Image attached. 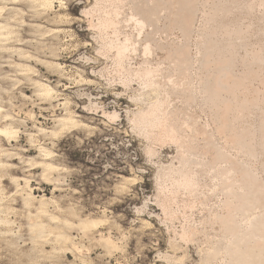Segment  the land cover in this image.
I'll use <instances>...</instances> for the list:
<instances>
[{
  "label": "rangeland",
  "instance_id": "1",
  "mask_svg": "<svg viewBox=\"0 0 264 264\" xmlns=\"http://www.w3.org/2000/svg\"><path fill=\"white\" fill-rule=\"evenodd\" d=\"M59 1L23 47L39 44V62L26 64L53 101L16 76L14 51L0 52L1 114L19 131L0 135V264H264V0ZM67 113L75 125L62 129ZM26 180L71 224V243L30 226L39 216L24 207ZM83 220L98 223L84 232Z\"/></svg>",
  "mask_w": 264,
  "mask_h": 264
},
{
  "label": "bare ground",
  "instance_id": "2",
  "mask_svg": "<svg viewBox=\"0 0 264 264\" xmlns=\"http://www.w3.org/2000/svg\"><path fill=\"white\" fill-rule=\"evenodd\" d=\"M81 1V0H80ZM84 1V0H83ZM82 1V2H83ZM97 1V0H96ZM109 1V0H108ZM112 1V0H111ZM118 1V0H117ZM116 1V2H117ZM159 1H161V0H159ZM179 1V0H178ZM241 1V0H240ZM55 2H56V0H0V52H3V51H14L15 53H16V57H18V60L17 61H13V62H11V65L12 66H14L15 68H16V71H15V73L17 74L16 76L17 77H22V78H24V80H26V81H29L30 82V84L34 87V89L36 90L35 91V93H36V95H37V97L39 98H41L43 101H45V102H50V101H53V99L55 98L54 96H55V94H57V92H56V90L54 89V88H52V86H50V85H48V84H45V83H43V82H41V81H39V79H33L32 77H31V75L32 74H34V70H33V68H31L29 65H27L26 63H28L30 60H36V61H38L39 62V56H38V53H39V44H38V47L36 48V53H34V54H32L31 55V52H29L28 50H25L23 47H25L26 46V44L27 43H29V41L27 40V38H25L24 36H25V31L28 29L30 32H34V33H38L39 32V19L41 20V18L43 17V16H45V18L44 19H52V18H50V15H49V13L50 12H52L53 11V9H54V5H55ZM60 3H62V0L61 1H59ZM98 2H100V1H98ZM97 2V3H98ZM154 2V1H153ZM162 2V1H161ZM183 1H181V3H182ZM224 2V1H223ZM81 3V2H80ZM79 3V4H80ZM110 3V2H109ZM184 3V2H183ZM218 3V2H217ZM220 3V2H219ZM225 3V2H224ZM227 3H228V0H227ZM242 3V2H241ZM76 4V3H75ZM77 4H78V2H77ZM84 4H87V2H86V0H85V3ZM157 4V6H158V3H156ZM198 4V3H197ZM229 4V3H228ZM240 4V3H239ZM244 4H245V2H244ZM261 4V3H260ZM114 5V4H113ZM180 5V4H179ZM218 5V4H217ZM227 5V4H226ZM225 5V6H226ZM230 5V4H229ZM78 6V5H77ZM153 6V5H152ZM152 6H151V8H152ZM175 6V5H174ZM181 6V5H180ZM186 6V5H185ZM198 6V5H197ZM236 6V5H235ZM111 7V6H110ZM176 7V6H175ZM187 7V6H186ZM191 7V6H190ZM218 7V6H217ZM220 7H221V5H220ZM117 8V7H116ZM177 8V7H176ZM183 8V7H182ZM222 8V7H221ZM223 8H225V7H223ZM227 8V7H226ZM110 9V8H109ZM108 9V10H109ZM112 9V8H111ZM158 9V8H157ZM160 9V8H159ZM189 9V8H188ZM188 9H186V10H188ZM242 9V8H241ZM240 9V10H241ZM180 10V9H179ZM178 10V11H179ZM184 10V9H183ZM224 10V9H223ZM230 10V9H229ZM246 10V9H245ZM114 11V10H113ZM175 11V10H174ZM177 11V10H176ZM231 11H233V10H231ZM85 12V11H84ZM112 12V11H111ZM187 12V11H186ZM192 12H193V10H192ZM219 12V11H218ZM221 12V11H220ZM223 12V11H222ZM229 12V11H228ZM251 12V11H250ZM174 13V12H173ZM177 14H178V12H176ZM175 13V14H176ZM180 13V12H179ZM182 13V12H181ZM189 13V12H188ZM225 13H227V12H225ZM52 14V13H51ZM85 14V13H84ZM115 14V13H114ZM120 14V13H119ZM118 14V15H119ZM156 14V13H155ZM174 14V15H175ZM184 14V13H183ZM219 14V13H218ZM151 15V14H150ZM180 15H182V14H180ZM180 15H178V16H180ZM189 15H190V13H189ZM215 15V14H214ZM116 16V15H115ZM155 16V15H154ZM177 16V17H178ZM184 16V15H183ZM182 16V17H183ZM191 16V15H190ZM194 16V15H193ZM227 16V15H226ZM232 16V15H231ZM120 17V16H119ZM119 17H116V18H119ZM152 17V16H151ZM223 17V16H222ZM230 17V16H229ZM63 18V17H62ZM105 18V17H104ZM109 18V17H108ZM134 18V17H133ZM148 18V17H147ZM146 18V19H147ZM176 18V17H175ZM221 18V17H220ZM111 19V18H110ZM135 19H136V17H135ZM144 19V18H143ZM178 19V18H177ZM58 20V19H57ZM130 20V19H129ZM173 20V19H172ZM175 20V19H174ZM184 20H185V18H184ZM191 20V19H190ZM206 20V19H205ZM210 20H211V18H210ZM216 20H217V18H216ZM100 21V20H99ZM105 21H106V19H105ZM109 21V20H108ZM113 21V20H112ZM116 21H118V20H116ZM131 21V20H130ZM144 21V20H143ZM189 21V20H188ZM194 21V20H193ZM221 21V20H220ZM262 21V20H261ZM43 22V21H42ZM46 22V21H45ZM101 22V21H100ZM135 22V21H134ZM140 22H142V21H140ZM177 22V21H176ZM179 22V21H178ZM237 22V21H236ZM49 23V22H48ZM111 23V22H110ZM138 23V22H137ZM188 23V22H187ZM208 23H210V22H208ZM232 23V22H231ZM104 24V23H103ZM102 24V25H103ZM107 24V23H106ZM109 24V23H108ZM177 24V23H176ZM190 24V23H189ZM192 24V23H191ZM44 25V24H43ZM46 25H47V23H46ZM99 25V24H98ZM111 25V24H110ZM116 25V24H115ZM141 25V24H140ZM193 25V24H192ZM217 25V24H216ZM220 25V24H219ZM222 25V24H221ZM220 25V26H221ZM234 25V24H233ZM236 25V24H235ZM139 26V25H138ZM232 26V25H231ZM98 27V26H97ZM103 27V26H102ZM187 27V26H186ZM190 27V26H189ZM224 26H222V28H223ZM226 27V26H225ZM229 27H230V25H229ZM185 28V27H184ZM215 28V27H214ZM53 29V28H52ZM201 29V28H200ZM211 29H213V28H211ZM210 29V30H211ZM218 29H219V27H218ZM55 30H59V29H54V31ZM63 30V29H62ZM187 30V29H186ZM185 30V31H186ZM189 30H191V29H189ZM226 31V30H225ZM224 31V32H225ZM249 31V30H248ZM27 32V31H26ZM51 32V31H50ZM189 32V31H188ZM203 32V31H202ZM216 32V31H215ZM223 32V31H222ZM221 32V33H222ZM234 32V31H233ZM187 33V32H186ZM219 33V32H218ZM228 33V32H227ZM209 34V33H208ZM214 34V33H213ZM225 34V33H224ZM236 34V33H235ZM235 34H233V35H235ZM249 34V33H248ZM215 35H218V34H215ZM213 37V36H212ZM211 37V38H212ZM224 37V36H223ZM222 37V38H223ZM227 37H228V35H227ZM226 38V37H225ZM238 38V37H237ZM240 38V37H239ZM214 39H215V37H214ZM229 39V38H228ZM232 39V38H231ZM236 39V38H235ZM234 39V40H235ZM33 40V39H32ZM36 40L38 41V43H39V35L37 36V38H36ZM246 40V39H245ZM214 41V40H213ZM215 42V41H214ZM207 43V42H206ZM205 43V44H206ZM220 43V42H219ZM223 43H225V41L223 42ZM226 44V43H225ZM225 44H223V45H225ZM244 44V43H243ZM134 45V44H133ZM241 45V44H240ZM248 45V44H247ZM232 46V45H231ZM34 47V46H33ZM118 47V46H117ZM206 47V46H205ZM204 47V48H205ZM119 48V47H118ZM121 48V47H120ZM125 49H126V47H124ZM132 48V47H131ZM145 48H146V46H145ZM144 48V49H145ZM218 48H220V47H218ZM246 48V47H245ZM134 49V48H133ZM182 49V48H181ZM212 49V48H211ZM210 49V50H211ZM238 49V48H237ZM244 49V48H243ZM34 50V49H33ZM131 51V50H130ZM149 51H150V49H149ZM187 51V50H186ZM205 51V50H204ZM228 51V50H227ZM125 52V50L123 49V48H121L120 49V51H119V54L120 55H123V53ZM134 52V51H133ZM185 52V51H184ZM207 52H209V51H207ZM211 52V51H210ZM236 52V51H235ZM178 53V52H177ZM176 53V54H177ZM183 53V52H182ZM229 53V52H228ZM232 53V52H231ZM180 54V53H179ZM184 54V53H183ZM186 54V53H185ZM233 54V53H232ZM35 55V56H34ZM187 55V54H186ZM222 55H224V54H222ZM221 55V56H222ZM238 55V54H237ZM181 56V55H180ZM127 57H128V55H127ZM178 57V56H177ZM213 58H214V56H212ZM3 58V57H2ZM77 58H79V57H77ZM173 58V57H172ZM191 58V57H190ZM221 58V57H220ZM228 58V57H227ZM71 59H73V57L71 58ZM81 59V58H80ZM121 59V58H120ZM123 59V58H122ZM182 59V58H181ZM217 59V58H216ZM233 59V58H232ZM124 60V59H123ZM79 61V60H78ZM173 61V60H172ZM189 61H191V60H189ZM124 62V61H123ZM174 62V61H173ZM183 62V61H182ZM226 62V61H225ZM75 63V62H74ZM176 63V62H175ZM196 63V62H195ZM208 63H210V62H208ZM146 64V63H145ZM173 64V63H172ZM190 64V63H189ZM229 64V63H228ZM179 65V64H178ZM219 65V64H218ZM148 66V65H147ZM186 66V65H185ZM215 66V65H214ZM191 67V66H190ZM226 67V66H225ZM230 67V66H229ZM129 68V67H128ZM160 68V67H159ZM171 68V67H170ZM175 68V67H174ZM227 68V67H226ZM131 69V68H130ZM157 69V68H156ZM156 69H153V70H156ZM181 69V68H180ZM221 69V68H220ZM178 70V69H177ZM182 70V69H181ZM223 70V69H222ZM221 70V71H222ZM130 71V70H129ZM132 71V70H131ZM147 71V70H146ZM145 70H144V74H145V72H146ZM163 71V70H162ZM190 71V70H189ZM220 71V70H219ZM124 72V71H123ZM128 72V71H127ZM133 72V71H132ZM140 72H141V70H140ZM155 72H157V71H155ZM160 72H161V70H160ZM164 72V71H163ZM179 72V71H178ZM182 72V71H181ZM138 73V72H137ZM147 73H149V74H153V73H151V72H149V71H147ZM172 73V72H171ZM125 74V73H124ZM128 74V73H127ZM140 74V73H139ZM142 74H143V72H142ZM141 74V75H142ZM163 74V73H162ZM164 74H165V72H164ZM135 75V74H134ZM148 74H146V76H147ZM157 75V74H156ZM170 75V74H169ZM132 76V75H131ZM139 77H140V75H138ZM145 76V77H146ZM158 76V75H157ZM174 76H175V74H174ZM180 76V75H179ZM178 76V77H179ZM184 76V75H183ZM136 77V76H135ZM151 77V76H150ZM149 77V78H150ZM159 77H160V75H159ZM164 77V76H163ZM35 78H36V76H35ZM128 78V77H127ZM131 78V77H130ZM134 78V77H133ZM142 78V77H141ZM144 78V77H143ZM142 78V79H143ZM146 78H148V77H146ZM155 78H157V77H155ZM187 78V77H186ZM125 79V78H124ZM158 79V78H157ZM165 79V78H164ZM169 79V78H168ZM176 79V78H175ZM225 79V78H224ZM127 80V79H126ZM129 80V79H128ZM144 80V79H143ZM147 80V79H146ZM160 80V79H159ZM158 80V81H159ZM172 80V79H171ZM186 80V79H185ZM145 81V80H144ZM144 81H142V83L143 84H145L144 83ZM150 81V80H149ZM155 81V80H154ZM163 81V80H162ZM168 81V80H167ZM178 81V80H177ZM182 81V80H181ZM146 82V81H145ZM152 82V81H151ZM17 83H21L20 81H17ZM148 83V82H147ZM150 83V82H149ZM173 83H174V79H173ZM185 83V82H184ZM161 84V83H160ZM190 84H192V83H190ZM219 84V83H218ZM221 84V83H220ZM150 86L152 85V84H149ZM162 85V84H161ZM175 85V84H174ZM181 85V84H180ZM157 86V85H156ZM164 86H166L165 84H164ZM188 86V85H187ZM153 87V86H152ZM177 87V86H176ZM180 87H182V86H180ZM189 87V86H188ZM220 88H221V86H219ZM223 87V86H222ZM151 88V87H150ZM163 88V87H162ZM165 88V87H164ZM184 88V87H183ZM195 88V87H194ZM28 89V88H27ZM167 89V88H166ZM165 89V90H166ZM174 89V88H173ZM247 89V88H246ZM165 90H164V92H165ZM177 90H179V89H177ZM175 91L176 93L178 92L179 94H180V92L179 91ZM241 90V89H240ZM153 91V90H152ZM151 91V92H152ZM159 91V90H158ZM171 91V90H170ZM193 91H195V89L193 90ZM155 92V91H154ZM154 92H153V94H154ZM183 92V91H182ZM167 93V92H166ZM224 93V92H223ZM238 93V92H237ZM242 93H243V91H242ZM25 94V93H24ZM171 94V93H170ZM169 94V95H170ZM185 94V93H184ZM206 94V93H205ZM159 95V94H158ZM163 95V94H162ZM181 95V94H180ZM182 95H183V93H182ZM188 95V94H187ZM190 95H192V93L190 94ZM189 95V97H191ZM207 95V94H206ZM238 95V94H237ZM164 96H165V93H164ZM167 96V95H166ZM200 96V95H199ZM204 96V95H203ZM202 96V97H203ZM209 96V95H208ZM207 96V97H208ZM185 97V96H184ZM187 97V96H186ZM193 97V96H192ZM248 97V96H247ZM246 97V98H247ZM155 98V97H154ZM168 98H170V97H168ZM215 98V97H214ZM234 98V97H233ZM164 99H166V97L164 98ZM195 99V98H194ZM196 99H197V97H196ZM211 99V98H210ZM236 99V98H235ZM160 100V99H159ZM237 100V99H236ZM243 100V99H242ZM246 100V99H245ZM247 100H249V99H247ZM4 101V100H3ZM164 101L165 100H163V103H164ZM185 101V100H184ZM211 102H212V100H210ZM225 101V100H224ZM232 101V100H231ZM152 102H154V101H152ZM161 102V101H160ZM159 102V103H160ZM191 102V101H190ZM215 102V101H214ZM223 102V101H222ZM233 102V101H232ZM237 102V101H236ZM239 102V101H238ZM250 102H251V100H250ZM170 103V102H169ZM208 103V102H207ZM153 104V103H152ZM165 104H166V102H165ZM246 104H247V102H246ZM150 105V104H149ZM157 105H159L160 106V104H157ZM164 105V104H163ZM170 105V104H169ZM249 105V104H248ZM251 105V104H250ZM67 106V105H66ZM152 106V105H151ZM150 106V107H151ZM159 106H157V107H159ZM162 106V105H161ZM0 107H1V105H0ZM149 107V106H148ZM156 107V106H155ZM154 107V108H155ZM163 107V106H162ZM165 107V106H164ZM167 107H168V105H167ZM213 107V106H212ZM220 107V106H219ZM153 108V107H152ZM158 109V108H157ZM166 109V108H165ZM247 109H248V107H247ZM250 109V108H249ZM149 110V109H148ZM155 111H157L156 109H154ZM159 110H161V111H164V110H162L161 108H159ZM168 110V109H167ZM213 110V109H212ZM218 110V109H217ZM234 110V109H233ZM236 110V109H235ZM153 112V111H152ZM227 112V111H226ZM142 113V112H141ZM141 113H138V114H141ZM144 113V112H143ZM156 113V112H155ZM166 114L168 113V111L167 112H165ZM215 113V112H214ZM241 113V112H240ZM149 114H150V112H149ZM158 114H159V112H158ZM164 114V113H163ZM226 114V113H225ZM78 115V114H77ZM155 115H157V114H155ZM171 115V114H170ZM0 120H1V122H3V124H2V126L0 127V135L1 136H3V137H5L6 139H14V137H16V135L19 133V131H18V128L15 126V123H16V121H18V120H16L11 114H9V113H4V114H1V108H0ZM159 116H162L161 114H159ZM166 116V115H165ZM172 116V115H171ZM216 116V115H215ZM237 116H238V114H237ZM241 116V115H240ZM243 116V115H242ZM143 117V116H142ZM170 117V116H169ZM162 118V117H161ZM164 118V117H163ZM174 118V117H173ZM154 119V118H153ZM157 119V118H156ZM75 120H76V116L73 114V113H67L65 116H63V117H58V119H57V123H58V125L62 128V129H66V128H70V127H72V126H74L75 125ZM141 120H142V118H141ZM149 120H151V119H149ZM160 120V119H159ZM165 120V119H164ZM154 121V120H153ZM158 121V120H157ZM167 121V120H166ZM169 121V120H168ZM171 121V120H170ZM195 121V120H194ZM150 122V121H149ZM163 122H165V121H163ZM216 122V121H215ZM161 123H162V121H161ZM168 122H166V124H167ZM170 123V122H169ZM176 123V122H175ZM189 123H190V120H189ZM157 124H160V123H157ZM173 124V123H172ZM194 124V123H193ZM226 124V123H225ZM233 124V123H232ZM146 125V124H145ZM151 125V124H150ZM162 125V124H161ZM169 125V124H168ZM195 125H197V122L195 123ZM234 125H235V123H234ZM166 126V125H165ZM165 126H163L164 128H165ZM186 126H187V124H186ZM157 127V126H156ZM168 127V126H167ZM177 127V126H176ZM220 127V126H219ZM158 128V127H157ZM179 128V127H178ZM196 128V127H195ZM61 129V130H62ZM180 129H182V128H180ZM224 129V128H223ZM232 129V128H231ZM175 130V129H174ZM191 130V129H190ZM195 130V129H194ZM235 130V129H234ZM40 131H42V132H46V130L45 129H42V130H40ZM163 132H164V129L162 130ZM167 131H168V129H167ZM170 131V130H169ZM171 132V131H170ZM182 132V131H181ZM191 132V131H190ZM237 132V131H236ZM243 132V131H242ZM160 133H161V131H160ZM226 133V132H225ZM238 133V132H237ZM57 134V133H56ZM164 134V133H163ZM166 134V133H165ZM165 134H164V136H165ZM175 134V133H174ZM173 135V134H172ZM170 137H171V139H172V137L173 136H171V135H169ZM183 136V135H182ZM187 136V135H186ZM176 136H174V138H175ZM177 137H178V135H177ZM180 137V136H179ZM184 137V136H183ZM163 138V137H162ZM170 139V138H169ZM182 140H184V138L182 139ZM173 141V140H172ZM176 141V140H175ZM178 141H180V138H178ZM185 141V140H184ZM9 142V141H8ZM242 142H244L243 140H242ZM188 143V142H187ZM189 143H190V141H189ZM210 143V142H209ZM190 144H193V143H190ZM237 144V143H236ZM239 144V143H238ZM241 144V143H240ZM248 144V143H247ZM251 144V143H250ZM179 145V144H178ZM189 145V144H188ZM210 145V144H209ZM242 145V144H241ZM183 146V145H182ZM186 146V145H185ZM212 146V145H211ZM227 146V145H226ZM225 146V147H226ZM250 146V145H249ZM181 147V146H180ZM216 147V146H215ZM246 147H248V146H246ZM42 148V147H41ZM231 148V147H230ZM249 149V148H248ZM252 149V148H251ZM181 150V149H180ZM192 150V149H191ZM190 150V151H191ZM228 150V149H227ZM182 151V150H181ZM186 151H187V149H186ZM0 152H3V150H1L0 149ZM45 152H47V151H45ZM229 152V151H228ZM243 152H244V150H243ZM242 152V153H243ZM50 153V152H49ZM49 153H47V154H44V156L46 157H48V155H50ZM220 153V152H219ZM225 153H226V151H225ZM241 153V154H242ZM245 153V152H244ZM243 153V154H244ZM248 153V152H247ZM215 155H217V154H215ZM225 155V154H224ZM228 155V154H227ZM186 156V155H185ZM219 156V155H218ZM230 156V155H229ZM248 156H250V155H248ZM46 157V158H47ZM216 157V156H215ZM220 157V156H219ZM223 157V156H222ZM181 158H182V156H181ZM186 158V157H185ZM184 158V159H185ZM232 158V157H231ZM198 159V158H197ZM221 159H223V158H221ZM191 160V159H190ZM199 160H201V159H199ZM217 160V159H216ZM225 160V159H224ZM192 161V160H191ZM222 161V160H221ZM218 162V161H217ZM220 162V161H219ZM227 162V161H226ZM185 163V162H184ZM183 163V165H185ZM192 163V162H191ZM36 164H39V163H36ZM36 164H33V165H36ZM205 164V163H204ZM229 164V163H228ZM249 164V163H248ZM43 165V169H44V171L45 172H48V171H51V170H53L54 168H53V165L52 164H50V163H44V164H42ZM188 165H190V163H188ZM199 165V164H198ZM213 165V164H212ZM222 165V164H221ZM201 166V165H200ZM250 165H248V167H249ZM5 167V164L4 163H2V162H0V168H4ZM186 167V166H185ZM193 167V166H192ZM197 167H199V166H197ZM216 167V166H215ZM227 167V166H226ZM244 167H246L245 165H244ZM179 168H181L183 171H184V169L182 168V165H181V167L179 166ZM189 168V167H188ZM221 168H222V166H221ZM220 168V169H221ZM174 169V168H173ZM177 169V168H176ZM186 169V168H185ZM204 169H205V167H204ZM212 169H214V168H212ZM219 168L218 169H216V170H220ZM226 169H228V168H226ZM231 169V168H230ZM199 170V169H198ZM229 170V169H228ZM254 170V169H253ZM182 171V172H183ZM200 171H201V169H200ZM230 171V170H229ZM251 171V170H250ZM176 173H177V171H175ZM206 172V171H205ZM212 173H213V170L211 171ZM226 172H228V171H226ZM231 172V171H230ZM247 172V171H246ZM246 172H244V173H246ZM179 173V172H178ZM190 173V172H189ZM199 173V172H198ZM215 173V172H214ZM217 173H219V172H217ZM225 173V172H224ZM249 173V172H248ZM182 174V173H181ZM186 174V173H185ZM200 174V173H199ZM202 174V173H201ZM227 174V173H226ZM225 174V175H226ZM251 174V173H250ZM169 175V174H168ZM195 175V174H194ZM196 175H198V174H196ZM232 176H233V174H231ZM247 175V174H246ZM185 176V175H184ZM193 175H191V177H192ZM215 176H217V175H215ZM237 176V175H236ZM250 176V175H249ZM210 177V176H209ZM220 177V176H219ZM222 177V176H221ZM229 177H231V176H229ZM251 177V176H250ZM255 177V176H254ZM172 178V177H171ZM177 178H178V175H177ZM176 178V179H177ZM182 178H184L183 176H182ZM187 178V177H186ZM189 178V177H188ZM215 178H217V177H215ZM225 178V177H224ZM253 178V177H252ZM185 179V178H184ZM191 179V178H190ZM251 179V178H250ZM258 179V178H257ZM187 180V179H186ZM185 180V181H186ZM198 180V179H197ZM220 180V179H219ZM230 180H231V178H230ZM233 180V179H232ZM237 180V179H236ZM260 180V179H259ZM176 181V180H175ZM182 181V180H181ZM189 181V180H188ZM217 181V180H216ZM226 181V180H225ZM228 181V180H227ZM226 181V182H227ZM234 181V180H233ZM180 182V181H179ZM187 182V181H186ZM194 182V181H193ZM197 182V181H196ZM220 182H221V180H220ZM240 182V181H239ZM25 183H26V186H25V189L24 188H20V186L18 185V190H22L23 192H24V196H23V204H24V207L25 208H27V209H34L35 210V216H39V221H33V223L32 224H30V226L32 227V228H39V233H41V234H43V233H46V232H49V233H55V242L56 243H59V244H64V245H66V244H68V243H71L72 241H73V238L70 236V235H68L67 233H65V232H63L62 230L64 229V228H66V227H69V226H71V224L70 223H68L67 221H63V220H61L59 217H56V215H53V214H51L50 212H49V210L47 209V199L46 198H44V196L43 197H41V198H39V196H37L35 193H33V189L30 187V181H28V180H26L25 181ZM183 183V182H182ZM189 183V182H188ZM216 183V182H215ZM219 183V182H218ZM231 183V182H230ZM256 183V182H255ZM264 183V182H263ZM180 184V183H179ZM192 184V183H191ZM221 184V183H220ZM238 184V183H237ZM247 184V183H246ZM163 185V184H162ZM161 185V186H162ZM181 185V184H180ZM187 185V184H186ZM196 185V184H195ZM223 185V184H222ZM221 185V186H222ZM232 185V184H231ZM240 185V184H239ZM181 186H183V185H181ZM192 186V185H191ZM227 186V185H226ZM246 186V185H245ZM250 186V185H249ZM231 187H233V186H231ZM230 187V188H231ZM244 187V186H243ZM248 187V186H247ZM246 187V188H247ZM251 187H254V186H251ZM187 188V187H186ZM197 188V187H196ZM223 188V187H222ZM225 188V187H224ZM26 189H28V190H26ZM188 189H189V187H188ZM243 189V188H242ZM226 190V189H225ZM228 190H229V188H228ZM227 190V191H228ZM233 190V189H232ZM241 191V190H240ZM245 191V190H244ZM247 191V190H246ZM250 191V190H249ZM249 191H247V192H249ZM261 191H263V189H261ZM191 192V191H190ZM230 192H232V191H230ZM239 192V191H238ZM253 192V191H252ZM259 192V191H258ZM173 193V192H172ZM229 193V192H228ZM233 193V192H232ZM241 193L242 194H244V195H246L245 193H243V190L241 191ZM261 193V192H260ZM235 194H237V193H235ZM23 195V194H22ZM233 195V194H232ZM232 195H230V196H232ZM241 195V194H240ZM228 196V195H227ZM238 196V195H237ZM249 196V195H248ZM252 196V195H251ZM243 197V196H242ZM247 197V196H246ZM230 198V197H229ZM244 198H245V196H244ZM247 199V198H246ZM253 199V198H252ZM257 200H258V198H257ZM234 201H236V199L234 200ZM244 201V200H243ZM250 201V200H249ZM259 201V200H258ZM230 202V201H229ZM238 202V201H237ZM36 203V206L34 207L33 205ZM252 203H253V200H252ZM237 204V203H236ZM244 204H246V202L244 203ZM249 204V203H248ZM257 204H258V202H257ZM247 205V204H246ZM240 206H241V204H240ZM252 206H253V204H252ZM260 206V205H259ZM262 206V205H261ZM244 207V206H243ZM245 207H247V206H245ZM250 207V206H249ZM256 207V206H255ZM226 208V207H225ZM244 210V209H243ZM228 211V210H227ZM228 213V212H227ZM263 213V212H262ZM236 214V213H235ZM247 214V213H246ZM233 216V215H232ZM35 219V218H34ZM44 220H49V221H51L52 223H54L55 225V227L54 228H52V227H50L48 224H46L45 223V221ZM234 221V220H233ZM97 223L98 222H92V221H89V222H87V221H85V220H83V221H81L80 222V227H81V229H83L84 230V232H86V230H88V229H90V227H94V226H97ZM3 224H9V222L8 221H4V220H1L0 219V225H3ZM224 224H225V222H224ZM232 224V223H231ZM230 224V225H231ZM228 226V225H227ZM226 227V226H225ZM248 227H250V226H248ZM251 228V227H250ZM229 231V230H228ZM232 231V230H231ZM239 232V231H238ZM48 233V234H49ZM235 234V233H234ZM189 238V237H188ZM107 244L111 247V248H113V249H117V247H116V245H115V243H113L111 240H107ZM63 245V246H64ZM73 245V243L71 244V246ZM74 246V245H73ZM75 247V246H74ZM67 252L69 253V254H72V255H75V256H77V249L76 248H70V249H68L67 250ZM240 264V263H239ZM242 264V263H241Z\"/></svg>",
  "mask_w": 264,
  "mask_h": 264
}]
</instances>
